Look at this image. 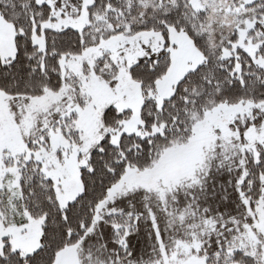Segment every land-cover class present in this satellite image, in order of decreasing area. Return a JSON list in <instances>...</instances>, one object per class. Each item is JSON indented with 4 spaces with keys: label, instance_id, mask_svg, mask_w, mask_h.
Segmentation results:
<instances>
[{
    "label": "snow or ice",
    "instance_id": "1",
    "mask_svg": "<svg viewBox=\"0 0 264 264\" xmlns=\"http://www.w3.org/2000/svg\"><path fill=\"white\" fill-rule=\"evenodd\" d=\"M0 264H264V0H0Z\"/></svg>",
    "mask_w": 264,
    "mask_h": 264
}]
</instances>
